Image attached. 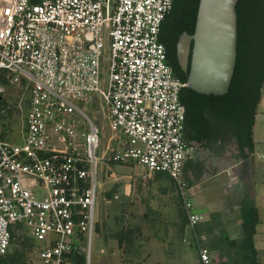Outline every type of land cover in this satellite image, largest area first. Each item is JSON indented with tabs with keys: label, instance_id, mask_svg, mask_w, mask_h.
<instances>
[{
	"label": "built area",
	"instance_id": "obj_1",
	"mask_svg": "<svg viewBox=\"0 0 264 264\" xmlns=\"http://www.w3.org/2000/svg\"><path fill=\"white\" fill-rule=\"evenodd\" d=\"M173 1L0 0V74L31 90L21 144L0 139V255L9 252L11 228L20 224L42 244L43 264L89 251L101 129L79 103L101 98L111 132L103 159L138 165L145 180L159 172L172 177L199 259L220 261L198 230L204 217L183 178L195 152L185 138L186 84L159 40Z\"/></svg>",
	"mask_w": 264,
	"mask_h": 264
},
{
	"label": "trees",
	"instance_id": "obj_2",
	"mask_svg": "<svg viewBox=\"0 0 264 264\" xmlns=\"http://www.w3.org/2000/svg\"><path fill=\"white\" fill-rule=\"evenodd\" d=\"M199 2L200 0H174L172 10L162 22L159 33V40L166 48L167 61L174 75L185 84L188 75L179 66L177 43L184 32H195ZM237 13L238 56L229 92L223 96L204 95L185 86L180 99L186 107L185 138L188 142L194 139L206 143L215 139L223 140L225 131H228L237 137L243 159H249L255 152L253 128L264 88V0H239ZM5 74V71L0 74V87L8 88L11 84ZM16 112V105L10 106L7 98L0 92V116L3 118L0 139L3 141H13L9 135ZM206 112L215 121V128L209 124ZM6 113L12 118V122L10 120L4 124ZM189 130H193L194 134ZM114 196V192H111L108 198L113 200ZM182 209L179 227L181 240L188 225L186 211L183 207ZM127 217V211L115 213L105 239L117 241L120 250L131 254L138 239L142 238V232L130 228ZM240 217L242 237L230 239L225 232H221L211 243H206L210 250L220 254V261L215 264H261L260 253L256 248L260 215L253 199L248 197L243 201ZM101 225L96 224V232L101 231ZM23 228V224L11 228L12 248L7 254L0 255V264H32L30 254L34 253L36 243L28 230L26 233L21 231ZM198 230L201 231L199 226ZM192 247L198 253L196 244H192ZM63 264H87V254L82 250H73L65 255ZM199 264H203L201 260Z\"/></svg>",
	"mask_w": 264,
	"mask_h": 264
},
{
	"label": "crops",
	"instance_id": "obj_3",
	"mask_svg": "<svg viewBox=\"0 0 264 264\" xmlns=\"http://www.w3.org/2000/svg\"><path fill=\"white\" fill-rule=\"evenodd\" d=\"M258 122L264 124V92L253 128L255 152L251 158L243 159L238 141L224 143L222 139H215L206 143L194 139L189 142L195 146V152L184 166L183 178L191 188L194 210L204 217L199 227L200 232L207 235V244L221 232H225L230 239L242 237L241 206L248 197L254 200L260 215L256 248L260 253V262L264 264V127L258 128V136ZM189 131L194 134L193 130ZM108 161V172L105 169L102 171L103 180L106 173H110L111 178L107 180L109 189L104 200L108 201L111 192L116 198L118 193H126L129 227L144 233L142 238H150L158 248L163 247L161 244L167 241V235L178 229L182 222L184 206L175 180L163 172L155 173L145 180L142 167ZM230 184L232 189L228 188ZM122 211L125 210L120 207L119 212ZM99 222L96 220V224ZM146 232L152 236L148 237ZM97 233L100 235V232ZM114 246L111 247V253ZM143 247V241L136 244L129 255L132 264H145L147 258L154 260L152 256H142Z\"/></svg>",
	"mask_w": 264,
	"mask_h": 264
},
{
	"label": "rangeland",
	"instance_id": "obj_4",
	"mask_svg": "<svg viewBox=\"0 0 264 264\" xmlns=\"http://www.w3.org/2000/svg\"><path fill=\"white\" fill-rule=\"evenodd\" d=\"M107 82H108V74H105L104 76V82L101 84V88L103 90H107ZM0 90H2L0 88ZM264 92V89H263ZM3 97L7 98L9 101L10 106L16 105V110L18 112L15 113L12 118H9L7 116L8 113L4 116V124L5 122H12L11 130H10V138L13 141H8L14 143L21 144L22 140V134L24 132V123L25 118L27 115V112L30 108V100H31V90L29 87L23 84L19 85H11L8 88H4V91L2 90ZM80 108L83 112H85L90 119L94 122L95 125H97L101 129V143L100 147L97 151V156L99 161L97 162V171H98V182L102 183V186L98 189V195H97V203H96V212H95V219L99 220L101 225V231L100 235L97 232H94L93 234V242L91 247L89 248V251L86 252L87 254V264H132L129 259V255L124 253L122 250L118 248V243L115 240L110 241L109 239L107 242L104 240L105 235L108 234V231L113 222H112V216L115 213L119 212L120 207L123 208V210L127 211L128 209V197L127 194H119L118 192V198L114 197L113 200L107 199L104 200L106 193L108 191V183L107 180L110 178V173H106V180L102 179V171L105 169V171L108 172V166L110 165V162L108 161L107 157L103 159V156L106 153L107 145H108V139L110 137V129H109V123L107 120V109L105 104L102 102L101 98H97L95 101V104L85 106L82 103H79ZM101 120V121H100ZM3 118L0 116V131L2 130V122ZM264 123V122H263ZM264 127V124L258 122L257 124V130L256 134L259 136V130L258 128ZM264 136V134H263ZM140 170H138V173ZM111 179V178H110ZM105 191V193H104ZM100 215V217H99ZM128 219V217H127ZM106 223V224H105ZM180 227V224H179ZM179 227L176 230H173L172 233H169L167 235V241L165 243L161 244V246L158 248L156 244L152 242V240L149 239H138L139 241H143L144 247L142 248V256L146 257H153L154 260H150V258H147L145 264H198L200 262L198 253L195 252V250L192 247L191 242L189 241L191 239L190 233L188 231L185 232L183 235V240L180 239V233H179ZM109 228V229H108ZM172 228V227H171ZM21 231L23 233L27 232L26 228H23ZM144 234V233H142ZM148 235V237H151L149 232L145 233ZM150 235V236H149ZM146 237V236H145ZM36 243V247L34 250V253L30 254V258L32 261V264H43V261L39 258V250L42 247V244L34 240ZM193 243V242H192ZM116 245V246H114ZM113 253H111V247H113ZM12 248V246H11ZM135 256V254H134ZM109 259V260H108ZM111 259V260H110Z\"/></svg>",
	"mask_w": 264,
	"mask_h": 264
},
{
	"label": "water",
	"instance_id": "obj_5",
	"mask_svg": "<svg viewBox=\"0 0 264 264\" xmlns=\"http://www.w3.org/2000/svg\"><path fill=\"white\" fill-rule=\"evenodd\" d=\"M239 0H200L195 32H184L177 60L186 87L204 95L229 92L237 64Z\"/></svg>",
	"mask_w": 264,
	"mask_h": 264
},
{
	"label": "flooded vegetation",
	"instance_id": "obj_6",
	"mask_svg": "<svg viewBox=\"0 0 264 264\" xmlns=\"http://www.w3.org/2000/svg\"><path fill=\"white\" fill-rule=\"evenodd\" d=\"M206 115L210 116V114L208 112H206ZM209 116L207 117V119L209 121V124H212L213 127L215 128V121L213 120V118L211 119ZM223 137H224V139H223L224 143H228V142H231V141L232 142H237V137L233 133H230L228 131H225Z\"/></svg>",
	"mask_w": 264,
	"mask_h": 264
}]
</instances>
